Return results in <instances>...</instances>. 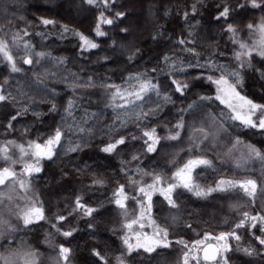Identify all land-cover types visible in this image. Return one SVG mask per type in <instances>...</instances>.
I'll use <instances>...</instances> for the list:
<instances>
[{
    "label": "trees",
    "instance_id": "1",
    "mask_svg": "<svg viewBox=\"0 0 264 264\" xmlns=\"http://www.w3.org/2000/svg\"><path fill=\"white\" fill-rule=\"evenodd\" d=\"M227 2L236 9L238 0ZM223 6L224 0H110L109 10L104 9L103 5L99 8L90 6L83 0H0V37L10 42L12 34L26 30L29 35L23 36V41H29L33 51L50 52L51 57L64 59L63 64H54L52 59L45 58L34 65H24L21 60L20 67L24 71L15 74H10L8 68L0 64V93L6 96L11 94L19 101L17 103L10 99L0 103V149L8 147L10 141L19 145H27L31 141L42 144L54 134L57 127L64 128L66 134L61 146L55 149L56 155L52 160L42 159L41 171L28 177L30 190L26 195L29 200L43 205L49 221L55 222L57 215L66 216L67 219L60 224L62 230L76 229L72 236L64 237L46 221L24 228L22 220L16 218L20 212L17 207L20 192L15 189H20L14 184L0 186L5 197H11L10 201L7 198L4 200V218L16 229L5 230L0 239V256L9 257L11 264H25V260L29 264H65L59 257V247L63 245L70 249L68 264H101L92 255L93 249L106 256L108 264H116V257L121 253H124L126 264H183V253L188 249L176 241L183 240L191 247L195 241L202 240L206 233L216 236L231 231L243 219L244 212L264 214V192L259 191V187L264 185V163L254 159L246 164L243 162L247 159V145L264 151V135L255 129H246L239 121L230 120L228 117L231 113L219 101H201L200 96H215V86L193 77L206 76L209 70L186 67L189 62L193 65L197 63L194 56L184 51L191 48L199 54L197 57L212 55L229 69L237 68L234 55L240 49L238 43H232V34L226 31L229 23L236 29L240 41L252 46L260 40L258 29L250 30L248 25L258 26L264 22V10L249 6L231 12L227 20L214 19ZM101 10L109 18L115 17L117 12H123L124 16L116 19L113 25L102 26L107 36L96 37L94 28ZM40 18L52 19L56 23L45 27L40 24ZM62 25L94 38L100 46L81 53L79 40L71 32L61 37ZM123 28L127 31L122 32ZM37 33H43V39ZM180 40L186 43L180 44ZM11 51L16 56H24L22 43L19 47H12ZM130 56L133 58L129 59ZM166 56L171 58L169 63L185 66L186 71L175 72L170 76L164 60ZM251 59L253 67L242 70L244 85L238 91L257 103H264V81L253 70H264V59L255 52ZM160 69L165 71L161 72ZM137 74H145L162 86L170 85L171 78L187 80L190 87L184 96L176 93L174 87H162V91L172 95L175 103L164 105L155 117L150 116L143 121L149 127H156L160 136L167 135L169 129L175 131L172 126L181 116L185 127L181 130L179 140L161 141L155 153L143 152L142 141L136 140L120 146L114 154L107 155L100 151L103 145L121 135L141 134L136 126L135 115L132 114L140 112L141 107L114 109L110 106L114 89L106 88L105 85L128 88L127 78ZM40 75L46 76L43 83L38 82ZM5 77L8 78L7 84L4 83ZM69 100L74 101L70 116L65 113ZM157 102L163 103L150 94V98L145 97L144 101H137L136 104L147 110L149 106L155 107ZM115 103L123 101L117 99ZM193 103L197 105L194 109L187 113L180 111ZM53 104L56 110L50 111ZM25 108L28 109L26 112L23 111ZM17 111L21 115L11 121L13 127L9 128V121ZM118 113L121 119L128 121L126 128H119V121L116 120ZM114 123L118 131L110 134V141L106 133H109V126ZM70 126L72 131H68ZM77 126L84 131H79ZM200 127L209 132L208 139L201 145V148L206 146V150L190 153V137L193 140L202 138V133L195 131ZM237 139L242 143L229 153L228 150ZM77 144L80 147L76 151L68 150ZM13 151L7 152L10 160L0 159V168L11 166L20 169V163L12 164V160L20 159L19 154ZM134 154L140 158L132 160ZM190 155H204L213 162L212 168L195 169L194 179L201 186H214L221 178L237 181L252 178L258 184L255 201L239 188L228 193L215 192L207 199L197 198L185 189L177 188L172 193L178 204L174 209L169 207L159 192L152 193L150 218L155 221V225L168 229V240L172 243L168 248L157 247L151 254L141 249L127 254L121 239L127 232L122 227L125 219L121 215L122 210L107 202L120 184L127 185L126 191L134 193L133 186L121 168L126 169L134 179L149 184L152 176L143 175V172L163 171L171 177L175 171L171 160L175 158L177 165H182ZM238 161L241 163L239 168L236 167ZM138 169L143 172H138ZM97 178H102L105 185L89 187L92 180ZM12 190L15 194L8 195ZM77 195H82L83 202L92 207L104 203L100 212L94 213L97 217L95 230L88 228L89 218L81 219L79 214L68 215ZM135 203L132 199L126 202L128 220L137 214ZM146 218L149 219L147 215ZM154 227L150 226L149 233L154 234ZM247 227L246 224L244 228L236 230L242 236L239 244L242 247L251 244L259 249V244L248 234ZM252 231L260 234L258 227ZM9 239L12 244L7 243ZM229 243L233 246L237 244L231 239ZM25 252H34L35 256L25 258L22 256ZM193 254H197L195 250ZM198 255L199 264H208L202 259L201 251ZM228 255L232 258L231 264H264V258L260 256L246 257L238 252ZM0 264H5V261L0 259ZM189 264H197V260L189 259Z\"/></svg>",
    "mask_w": 264,
    "mask_h": 264
},
{
    "label": "snow or ice",
    "instance_id": "2",
    "mask_svg": "<svg viewBox=\"0 0 264 264\" xmlns=\"http://www.w3.org/2000/svg\"><path fill=\"white\" fill-rule=\"evenodd\" d=\"M83 2L87 3L90 6L99 8L103 5L104 9H109L110 0H83ZM264 5V0H243V2H237L236 9H233L227 2L224 0V6L222 9L215 15L214 19L216 20H227L231 12L242 9V8H262ZM220 8V5H217ZM195 11V6L193 8ZM124 16L123 12H117L115 17L109 18L104 14V11L101 10L99 16L97 18V23L94 28L96 37H104L107 36V31L103 29V25H113L116 19L122 18ZM187 17V13H185V18ZM56 21L47 18H40V24L47 27L48 25H54ZM250 30L258 29L260 35V40L254 43L252 46L247 44L246 42L240 41L236 34V29H234L232 24H228L226 27V31L231 33L230 37L232 43L239 44V51L235 52L234 59L237 61V68L229 69L226 65L216 64L209 60L206 64H200L199 61L195 65L192 63H188L186 67H197V68H206L209 70V74L206 76H196L193 77L195 80L204 79L206 82L215 86L216 94L215 96H200L199 99L201 101H219L221 105L229 110L231 115L228 117L232 121H239L241 125H243L246 129H255L260 132L261 135H264V103H257L252 99L247 98L244 95H241L238 88H242L244 85V77L242 75V70L244 69H252L253 61L251 57L253 56V52L256 55L260 56L261 59H264V22H262L258 26H254L252 24L248 25ZM122 32H126L127 29H121ZM76 37L79 40L78 48L81 53L91 51L93 49L98 48L100 45L95 42L94 38H90L80 31L70 30L67 25H62V33L60 34L63 38L64 33H69ZM29 35L28 31L22 30V32H16L12 34L11 41L9 42L5 38L0 37V64H4L5 67L8 68L10 74L21 73L24 71L22 67H20V61L24 65H34L39 64L41 60L45 58L52 59L54 64H63L64 59L51 57L50 52L43 51H33L32 44L29 41H23V36ZM37 35H41L43 39V33H37ZM191 42V41H188ZM22 43L24 56L19 57L14 55L11 51L12 47H19ZM115 43V41H113ZM180 44L186 43L184 40L179 41ZM137 51H139L137 49ZM184 51L191 52L193 55H199L195 52L194 49H184ZM133 57L130 56L129 59ZM107 59V57H104ZM165 64L167 67V73L171 76L172 73L175 72H184L186 71L185 66H179L175 62L169 63L171 61L170 57H165ZM255 72L259 74V79L264 81V70L261 69H253ZM156 71V69H153ZM161 72H164L165 69H160ZM211 73H219V75H212ZM46 80L45 75H40L39 83H43ZM129 84L128 88H122L118 85L108 84L105 85L106 88H113L114 91L111 93V107L115 108H129V106L141 107V111L132 114L135 115L136 118V126L140 129L141 134L139 136L135 134H129L128 136L121 135L118 139H115L113 142H109L103 145L100 148V151L107 154H114L117 149L130 143V141L140 140L143 144V152L151 154L155 153L158 150V145H160L161 141H176L181 137V130L185 127V122L183 116L177 121L172 129L168 130V134L165 136H160L157 133L156 127H149L147 124H144L143 121L148 117H155L158 114V111H162L164 105L175 103L172 98V95L169 94L168 91H162V87L173 88L176 93H179L180 96H184L186 94L187 89L190 87V84L187 80H181L179 78H171V84L162 86L159 83H154L152 79L147 78L145 74H137L135 76H129L126 81ZM134 82V83H133ZM4 83H8V78H4ZM91 84V82H90ZM150 94H154L159 100L163 101V103H156L155 107L149 106L147 110H144L142 106L137 105V101H144L145 97L150 98ZM25 95H27L25 93ZM14 100L17 103L19 102L16 97H13L11 94L4 95L0 93V103ZM119 99L123 101V103L117 104L115 101ZM197 105L195 103L189 104L187 108L181 109V112H189L194 109ZM74 107V101L69 100L68 105L65 108V113L67 115L72 114V109ZM25 108L23 111H27ZM56 105L53 104L50 111H55ZM21 115L20 111H17L15 115L11 117L9 121L8 127L12 128L13 125L11 121L17 119V117ZM227 115V113H225ZM216 119L215 117L213 118ZM87 120V117H85ZM116 120L119 121V128H126L128 121L121 119V114H117ZM67 123V121H65ZM79 131H84V129L80 126H77ZM221 127H223V122L221 121ZM73 128L70 126L68 131H72ZM118 131V128L114 125L109 126V135L110 141L112 140L111 133H115ZM195 131L202 133V138H198V140H192L191 145L188 148L190 153L192 152H202L206 150L205 148H201V145L204 143V140H207L209 137V132L204 127L196 128ZM66 134L64 128L62 126L57 127L54 131V134L50 135L47 140H45L42 144L31 141L29 142L27 148L22 145H18L19 151L21 153L19 160H12V164L22 163L23 168L20 173H17L11 166H5L0 168V186H11L14 183L19 184L20 191L27 193L30 190L29 181L24 179L23 177H31L33 173H39L41 171L40 161L42 159L52 160L53 156L56 155L55 149L57 146H61L62 138ZM14 143V142H9ZM242 143L239 139L235 141L232 148L228 150L229 153L236 147L237 144ZM215 146V145H213ZM80 147L79 144L74 148H69V151H76ZM248 153L247 159H244V163H248L249 160H258L261 163H264V151L256 148L255 146L249 144L247 145ZM8 149L2 148L0 149V159L4 161L10 160V157L7 155ZM31 156V161H24L25 156ZM140 157L138 155H132V160H138ZM175 166V171L172 172L171 177H168L163 171L161 172H151L146 173L143 170L138 169V172H143V175L152 176V182L149 184L143 183L142 180H136L132 175L128 173V171L124 168H121V171L127 177V180L130 185L134 188V193H129L126 191L127 185L120 184L112 193V196L108 199V203L114 204L118 209H121V215L125 218L122 227L129 231H134L133 226L139 225L141 229L145 227V224L142 222L147 215L148 223L150 226L154 227V235L151 239H149L145 235V242L141 243L140 236L142 233L136 232L135 235L137 237V243L133 245L130 243L128 233L126 232L122 239V243L127 248V254H131L133 251L138 249H143L145 253L151 254L156 251L157 247L168 248L171 245V241L168 240V229L161 228L158 225H155V221L151 220V210H152V193L155 191H159L161 195H163L164 199L167 201L170 208H177L178 204L175 199H173L172 193L177 188H183L186 191L192 193L197 198L207 199L215 192L228 193L237 188L241 189L249 198L255 201L258 192V184L255 179L248 178L245 180H232L221 178L216 181L214 186L204 187L197 183L194 179L195 169L199 167L204 168H212L213 162L211 159L207 158L204 155H190V157L182 164L177 165L176 159L173 158L170 162ZM236 167H241V163L238 161ZM198 175V174H196ZM105 185V181L102 178L93 179L92 183L89 187H103ZM260 192H264V185L259 187ZM143 197L144 199H141ZM7 198L9 201L11 197H5L4 192L0 189V239L3 238L5 230L7 231H15V227L10 225V222L4 218L3 208L6 207L4 205V200ZM83 196L77 195L74 200V207L68 213L69 216L74 214H79L80 218H89L88 228L91 230H95L96 224L95 221L97 217L94 213H99L100 209L104 207V203L102 202L98 207H92L83 202ZM135 200L137 205L141 209L139 216H135L133 219L128 220V208L126 202L129 200ZM16 218L18 220H22L24 228H28L30 225L34 223H38L39 221H46L50 223L51 227L56 229L64 237H70L73 235V232L76 231L75 228L70 230H62L60 228V224L67 219L64 215H57L55 218V222H51L45 216V210L42 204L38 203L35 200H30L24 209L21 210L20 213H17ZM175 219V217H173ZM247 224L248 234L259 244L261 247L258 249L251 244L247 247H242L239 244L242 236L236 230L244 228ZM191 227V225H188ZM259 229V235L256 232L252 231L253 229ZM115 229L113 232L115 233ZM234 240L237 242L235 246L229 243V241ZM215 240V244H206V241ZM8 244H12V240L9 239L7 241ZM177 244L182 245L184 248L188 249L183 253V264H189V259L197 260V264H199V255L200 251L203 252L204 261L215 262V264H231V257L228 253L238 252L246 257H254L260 256L264 258V214L257 213L256 215H251L249 212L243 213V219H241L238 223L235 224L233 229L229 232H221L219 235L212 236L211 234L206 233L202 240H197L190 247L187 242L183 240L176 241ZM197 254H193V252ZM70 254V249L61 245L59 247V257L61 260L68 264V258ZM92 255L97 257V259L101 262V264H108L107 257L101 255L99 251L96 249L92 250ZM23 257H34V252H25L22 254ZM0 259L5 261V264H11L9 257L0 256ZM25 264H29L28 260H25ZM116 264H126L124 253H121L120 256L116 257Z\"/></svg>",
    "mask_w": 264,
    "mask_h": 264
},
{
    "label": "rangeland",
    "instance_id": "3",
    "mask_svg": "<svg viewBox=\"0 0 264 264\" xmlns=\"http://www.w3.org/2000/svg\"><path fill=\"white\" fill-rule=\"evenodd\" d=\"M182 46V45H181ZM186 49H191V48H186ZM187 54H189L190 56H194L196 59H197V61H199V63H201V64H206L209 60H211L212 62H214V63H216V64H222V62L218 59V58H216V57H214V56H212V55H206V56H203V57H197V55H193L191 52H188V51H185ZM224 107V106H223ZM227 109V108H226ZM228 110V109H227ZM229 111V110H228ZM19 144H15V143H10V145L8 146V147H6L7 149H8V151H10L11 149L12 150H15V151H13L14 152V154H19V156H21V153H20V151H19V148L17 147ZM22 146H24L25 148H27V146H28V144L26 145H22ZM248 153V152H247ZM247 155V154H246ZM25 157H27L26 159H24V161H26V162H30L31 161V156L29 155V156H25ZM17 173H20L21 171H22V168H23V164L22 163H20V169H15L14 167H12ZM33 174H35V173H33ZM24 179H28V177H23ZM14 186H16L17 188H19V184L18 183H14ZM15 191H18V192H20L19 193V201H18V204H17V207H18V211H20L21 212V210L22 209H24L25 207H26V205L29 203V198H28V196L26 195V193H24V192H22V191H19V190H17V189H15ZM157 192H159L158 190L157 191H155V192H153V194L154 193H157ZM160 193V192H159ZM15 194V192L12 190V192H8V195H14ZM13 202V200L11 201V203ZM136 204V211H137V214H136V216H139V214H140V208H139V206L137 205V202L135 203ZM11 205V207H13V206H15V205H13V204H10ZM16 207V206H15ZM19 212V213H20ZM133 219V218H132ZM144 224H145V227L143 228V229H141L140 227H139V225H134L133 226V228H134V231H129V230H127V233H128V236H129V240H130V243H132L133 245H135L136 243H137V237H136V235H135V233L136 232H140V233H142V235L140 236V241H141V243H143V242H145V235L149 238V239H151L152 237H153V233H149V231H150V225H148V219L146 218V216H145V219L142 221ZM147 229L146 231H144V229ZM151 231H152V229H151ZM208 243H210V244H215L216 243V241L214 240V241H210V242H208ZM207 243V244H208ZM261 246L259 245V248H260ZM141 250H143V249H141ZM202 257V256H201ZM209 264H215V262H213V263H209Z\"/></svg>",
    "mask_w": 264,
    "mask_h": 264
},
{
    "label": "water",
    "instance_id": "4",
    "mask_svg": "<svg viewBox=\"0 0 264 264\" xmlns=\"http://www.w3.org/2000/svg\"><path fill=\"white\" fill-rule=\"evenodd\" d=\"M201 256H202V259H203V252H201ZM204 260V259H203ZM205 262H207L208 264L209 263H213V262H209V261H205Z\"/></svg>",
    "mask_w": 264,
    "mask_h": 264
}]
</instances>
